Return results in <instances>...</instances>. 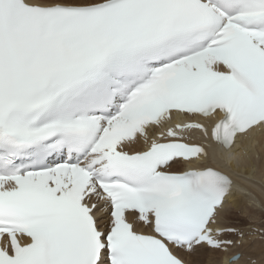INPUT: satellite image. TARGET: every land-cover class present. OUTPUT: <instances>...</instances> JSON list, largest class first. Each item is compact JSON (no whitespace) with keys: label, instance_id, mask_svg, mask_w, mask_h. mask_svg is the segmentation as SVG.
I'll use <instances>...</instances> for the list:
<instances>
[{"label":"snow or ice","instance_id":"6c2138e0","mask_svg":"<svg viewBox=\"0 0 264 264\" xmlns=\"http://www.w3.org/2000/svg\"><path fill=\"white\" fill-rule=\"evenodd\" d=\"M193 131H264V0H0V264H240Z\"/></svg>","mask_w":264,"mask_h":264},{"label":"bare ground","instance_id":"6f19581e","mask_svg":"<svg viewBox=\"0 0 264 264\" xmlns=\"http://www.w3.org/2000/svg\"><path fill=\"white\" fill-rule=\"evenodd\" d=\"M254 137V135H253ZM257 138V142L253 141L251 137H246L243 141L241 138H238L237 142L240 144H246L248 141H252L251 146L247 147V153L242 154L238 153L235 150H229L227 154H225L224 150L211 148L210 157L211 159L208 161L216 166L223 167L235 175V185L233 188V193L229 199V206H232L236 209L239 207H243L245 201L251 202L252 199L258 201L259 204H264V131H260ZM245 141V142H244ZM258 179L262 184L251 183V179ZM247 186H251L253 189L254 196L246 195L243 192H246L248 189ZM257 202V203H258ZM249 247V246H248ZM255 250L257 253H262L261 263L264 264V244H253L251 249ZM218 263V261H217ZM215 263L214 258H206L204 262L201 261V264H217ZM241 264L244 263L242 260Z\"/></svg>","mask_w":264,"mask_h":264},{"label":"rangeland","instance_id":"374dc122","mask_svg":"<svg viewBox=\"0 0 264 264\" xmlns=\"http://www.w3.org/2000/svg\"><path fill=\"white\" fill-rule=\"evenodd\" d=\"M252 201V200H251ZM244 202L245 209H236L233 210L232 208L228 207V211L225 213L224 216V221H236L242 224H247L248 221H256L264 224V204H259V202ZM254 203L258 204L257 206H261L262 208H258ZM245 217V218H243ZM249 242L244 244L243 246V251L245 252L246 255H250L253 253H256L259 256V261H261V253L254 252L250 246ZM249 246V247H248ZM216 262V259H214ZM204 262V260H203Z\"/></svg>","mask_w":264,"mask_h":264}]
</instances>
